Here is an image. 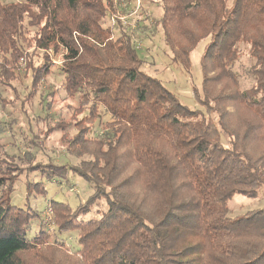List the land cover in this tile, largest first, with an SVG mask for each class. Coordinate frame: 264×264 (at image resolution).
<instances>
[{
  "label": "trees",
  "instance_id": "obj_1",
  "mask_svg": "<svg viewBox=\"0 0 264 264\" xmlns=\"http://www.w3.org/2000/svg\"><path fill=\"white\" fill-rule=\"evenodd\" d=\"M150 20L186 71L209 39L202 91L194 87L202 110L142 71ZM244 55L247 88L234 69ZM54 68L77 100L73 131L59 121L40 132L63 131L67 162L38 159L33 128L55 101L52 88L43 92ZM0 86L14 94L0 90V104L18 103L30 133L19 132L24 156L9 154L2 138L18 120L0 121V264H264V207L235 217L228 208L264 195V0H0ZM38 97L44 116H29ZM69 173L91 193L51 200V213L32 206L48 194L42 178ZM19 182L24 207L14 205Z\"/></svg>",
  "mask_w": 264,
  "mask_h": 264
},
{
  "label": "rangeland",
  "instance_id": "obj_2",
  "mask_svg": "<svg viewBox=\"0 0 264 264\" xmlns=\"http://www.w3.org/2000/svg\"><path fill=\"white\" fill-rule=\"evenodd\" d=\"M119 0H117L118 2ZM117 4V3H116ZM119 6V4H118ZM119 12L121 13L122 9L125 8V3L122 1L120 5ZM150 11L155 16L162 15V8L159 6L157 7L152 3L150 7ZM123 14V13H122ZM141 18V17H140ZM142 19V18H141ZM153 21V19H151ZM147 21V23H151L152 21ZM148 34L151 35V39H147L142 42L141 47L138 51L139 57L144 60L142 65V71L148 74L151 77L157 78L162 81L163 85L173 93L179 100V102L183 105H186L190 109H199L202 110V106L198 102L194 87H197L200 91H202V82H203V73L201 67V58L204 53V49L206 44L209 42V39L202 40L196 48L191 53V69L190 71H186L179 63L173 61L170 50L166 47L162 40V31L160 26L151 25ZM49 55H51L54 63H61L62 62V54H56V52L48 51ZM252 63V60L248 58L247 55L241 56L240 59L237 61L234 69L237 71L242 77V86L247 88L251 86L252 78L248 74V69ZM54 68L53 72L48 76L45 81L46 89H43V92L49 88H52L54 91L55 101L49 113L47 115V119L40 120L39 125L33 124V128H35V132L37 134V141L42 146L43 150L38 153V159L46 160L47 155L43 152L49 154L50 156L57 159L59 162H67L69 161V157L67 156V147L69 143L66 140H62L61 136L63 131L56 130L50 132L47 137H44L41 130H46L48 126L53 127L57 122L63 123L65 126L68 123L67 129L65 131L72 132L73 127L69 124L71 122L72 116V107L70 105L75 106L76 99L74 97H70L67 93L61 89V77L58 73V70L55 71ZM0 90H3V87L0 86ZM18 90L21 91L20 87ZM42 92V93H43ZM3 95L8 97V99H12L14 94L10 90H3ZM50 99V96H49ZM13 102V101H11ZM40 97L34 100L32 106H27V110H29V116L33 115H43L45 110H43L39 106ZM19 104L13 106H8L7 108L3 107L0 104V121H4L8 123V118H10V113L16 115L17 120L14 123L13 127H8L7 132L2 138V142L5 144V150L9 154H16L19 156H24V143L22 141V137H19L20 130L24 131L26 134L29 133V127L27 123V118L23 114L20 113ZM33 118V117H32ZM30 134V133H29ZM32 137V136H31ZM68 141V140H67ZM73 161V159H71ZM91 157L88 155L83 156L80 159L74 160V162H89ZM35 179H37L35 177ZM45 183V186L48 189V194L46 197H34L32 196L30 199V203L34 208L38 211H48V205L50 204L51 200L62 201L64 198L71 201L72 203H77V199H84L87 193H91V188L88 184L80 179L69 173L65 177L55 178L52 181L46 180L42 178ZM61 182L58 183V182ZM16 195H15V203L16 206L24 207V194L23 192V184L19 182L16 185ZM77 194V195H76ZM77 198V199H76ZM264 207V195L259 198H249L246 196H236L234 197L228 204L229 208V215L232 217L239 216L244 214L248 210H255ZM86 216L85 218H87ZM40 227V220H34L30 230L27 233L29 238L34 237L39 232ZM63 239H67L68 235L63 234ZM75 236H70V240L74 239ZM68 240L70 243L72 241Z\"/></svg>",
  "mask_w": 264,
  "mask_h": 264
},
{
  "label": "built area",
  "instance_id": "obj_3",
  "mask_svg": "<svg viewBox=\"0 0 264 264\" xmlns=\"http://www.w3.org/2000/svg\"><path fill=\"white\" fill-rule=\"evenodd\" d=\"M137 27V24H134L133 28Z\"/></svg>",
  "mask_w": 264,
  "mask_h": 264
}]
</instances>
